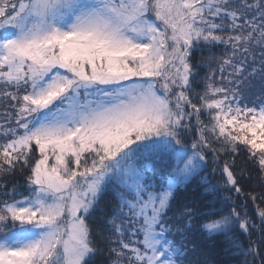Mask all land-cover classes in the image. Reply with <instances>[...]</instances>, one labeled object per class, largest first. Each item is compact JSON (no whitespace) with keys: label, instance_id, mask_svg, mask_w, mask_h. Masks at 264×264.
Here are the masks:
<instances>
[{"label":"snow or ice","instance_id":"snow-or-ice-1","mask_svg":"<svg viewBox=\"0 0 264 264\" xmlns=\"http://www.w3.org/2000/svg\"><path fill=\"white\" fill-rule=\"evenodd\" d=\"M0 102V264H264V0H0Z\"/></svg>","mask_w":264,"mask_h":264},{"label":"rangeland","instance_id":"rangeland-1","mask_svg":"<svg viewBox=\"0 0 264 264\" xmlns=\"http://www.w3.org/2000/svg\"><path fill=\"white\" fill-rule=\"evenodd\" d=\"M219 50H217V52H218ZM205 56H207L208 54L206 53H203ZM202 68L203 69H206V72H208V71H210V69H209V67H207L206 65L205 66H202ZM9 111L11 110V109H8ZM4 111H5V104L3 103V102H0V122H2V114L4 113Z\"/></svg>","mask_w":264,"mask_h":264},{"label":"trees","instance_id":"trees-1","mask_svg":"<svg viewBox=\"0 0 264 264\" xmlns=\"http://www.w3.org/2000/svg\"><path fill=\"white\" fill-rule=\"evenodd\" d=\"M204 53H205V54H206V53L208 54L207 51H205ZM205 73H206V69H203V68H202V69H201V76H203Z\"/></svg>","mask_w":264,"mask_h":264}]
</instances>
